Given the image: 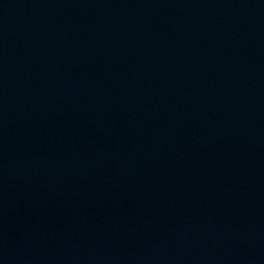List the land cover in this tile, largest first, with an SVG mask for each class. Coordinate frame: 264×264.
<instances>
[{"label": "water", "instance_id": "obj_1", "mask_svg": "<svg viewBox=\"0 0 264 264\" xmlns=\"http://www.w3.org/2000/svg\"><path fill=\"white\" fill-rule=\"evenodd\" d=\"M0 264H264V0H0Z\"/></svg>", "mask_w": 264, "mask_h": 264}]
</instances>
